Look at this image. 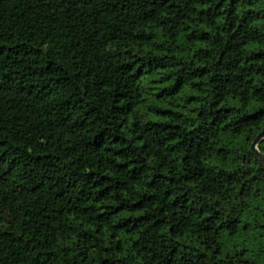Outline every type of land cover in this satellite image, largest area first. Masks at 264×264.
<instances>
[{
    "label": "trees",
    "instance_id": "trees-1",
    "mask_svg": "<svg viewBox=\"0 0 264 264\" xmlns=\"http://www.w3.org/2000/svg\"><path fill=\"white\" fill-rule=\"evenodd\" d=\"M262 132L264 0H0V264H264Z\"/></svg>",
    "mask_w": 264,
    "mask_h": 264
},
{
    "label": "water",
    "instance_id": "water-1",
    "mask_svg": "<svg viewBox=\"0 0 264 264\" xmlns=\"http://www.w3.org/2000/svg\"><path fill=\"white\" fill-rule=\"evenodd\" d=\"M264 138V132L260 133L256 138L255 140L252 142V145H251V152L253 154H255L256 156L259 157V159L264 162V158L260 155L259 151H258V143Z\"/></svg>",
    "mask_w": 264,
    "mask_h": 264
}]
</instances>
